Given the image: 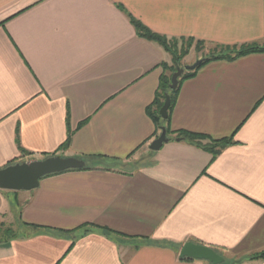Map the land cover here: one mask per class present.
I'll list each match as a JSON object with an SVG mask.
<instances>
[{"label":"crops","instance_id":"crops-1","mask_svg":"<svg viewBox=\"0 0 264 264\" xmlns=\"http://www.w3.org/2000/svg\"><path fill=\"white\" fill-rule=\"evenodd\" d=\"M129 15L204 53L264 45V0H0V169L19 146L23 162L103 158L32 191L0 190V230L15 233L0 264H212L181 260L188 242L223 264H264L253 259L264 252V53L204 65L167 123L234 143L214 158L170 134L153 152L161 130L148 109L172 57Z\"/></svg>","mask_w":264,"mask_h":264},{"label":"trees","instance_id":"trees-1","mask_svg":"<svg viewBox=\"0 0 264 264\" xmlns=\"http://www.w3.org/2000/svg\"><path fill=\"white\" fill-rule=\"evenodd\" d=\"M129 18H130L132 25L134 26L135 30L137 31L140 37L147 39L151 42L157 43L166 52H168L172 57L171 65H168V64L162 65L163 74L160 79V85H159V88L156 94V98L152 105V108L148 109V113L150 117L153 119L154 123L156 124L157 130L160 131L162 130L163 127H165L167 129L168 135L176 134L175 140L186 141V142L195 144L198 147H201L207 152L211 153L213 157L215 158L225 148H227L229 145L234 143L232 139L226 138V139H221V140H213V139H209L205 135H201L197 133H190L186 131L171 132V130L167 126V123L170 119V114L176 104L177 95L180 89V84L183 81L194 77L196 73L204 65L212 61H217V60L232 61V60H235L237 58H240L246 55L255 54V53H264V45L261 46V45L253 44V45H243L240 47L238 46H233V47L232 46H216L214 49H211L206 55L203 56L202 59H206V60L198 68H196L193 71H185L182 77L179 79L178 88L176 90H171L170 84H171L172 75L176 72L177 68L184 67L183 60L189 54L190 50L193 47V44L196 43V50L201 52L204 49V43L200 41L195 42L194 39H184V40H181L183 41V46L179 48L177 39H168L165 36L155 34L152 31H150L147 27H145L140 21L132 17L131 15H129ZM167 94L171 96V107L169 110V118L167 120H163L160 116V110L162 106L164 105ZM67 123H68V136H67V140L65 141V143L61 146L62 149L68 148L71 143V139H72V132L69 127V114L67 117ZM17 141L19 144V137L17 138ZM19 150L21 152L20 159H17L9 163L8 166L15 165L17 163H24L23 161H21L22 158L29 156V153H27L24 149H22L21 146H19ZM54 156L56 155L52 154L49 157H54ZM85 160L90 161L92 163V166L91 165L87 166V168L83 170H87V169H90L91 167H96L100 165L103 158L102 157H91ZM107 232L109 234L114 233L109 230ZM14 237H15V233L11 228L0 230V243L6 240H11ZM253 259L264 260V252L258 255H255ZM181 260H191V259L184 258Z\"/></svg>","mask_w":264,"mask_h":264},{"label":"water","instance_id":"water-1","mask_svg":"<svg viewBox=\"0 0 264 264\" xmlns=\"http://www.w3.org/2000/svg\"><path fill=\"white\" fill-rule=\"evenodd\" d=\"M205 60L199 59L192 65L177 68L176 72L172 75L170 89L176 90L179 86V79L184 72L195 70ZM170 107L171 96L167 94L164 105L160 110V116L163 120L169 118ZM169 141L167 129L163 127L160 136L151 143L149 148L153 152H158ZM85 168H87L85 160L61 158L58 156L48 157L44 160L17 163L0 169V190L11 192L32 191L40 186V181L44 177L70 170H83ZM180 258L208 261L212 264H223L225 262L224 257L213 248L193 242H188L182 247Z\"/></svg>","mask_w":264,"mask_h":264},{"label":"rangeland","instance_id":"rangeland-1","mask_svg":"<svg viewBox=\"0 0 264 264\" xmlns=\"http://www.w3.org/2000/svg\"><path fill=\"white\" fill-rule=\"evenodd\" d=\"M177 43H178V47H179V48H181V47L183 46V41L178 40ZM191 51H193L194 54H195L194 56H192L193 58H191V61H194V60H196V59H199L201 56L203 57L204 55L207 54V53H204L205 51H201V52H200V51H197V50H196V43L193 44V47H192V49L190 50V52H191ZM190 52H189V54H190ZM189 54H188V55H189ZM188 55H187V56H188ZM187 56H186V57H187ZM186 57H185V58H186ZM185 58H184V59H185ZM183 65L185 66L186 64H183ZM6 228H7L6 226H3V227H2V229H6Z\"/></svg>","mask_w":264,"mask_h":264}]
</instances>
